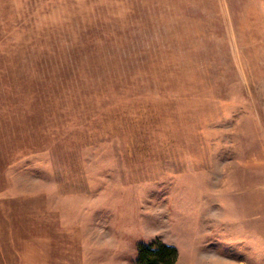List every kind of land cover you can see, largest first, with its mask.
Listing matches in <instances>:
<instances>
[{"label": "rangeland", "instance_id": "1", "mask_svg": "<svg viewBox=\"0 0 264 264\" xmlns=\"http://www.w3.org/2000/svg\"><path fill=\"white\" fill-rule=\"evenodd\" d=\"M264 264V0H0V264Z\"/></svg>", "mask_w": 264, "mask_h": 264}, {"label": "trees", "instance_id": "2", "mask_svg": "<svg viewBox=\"0 0 264 264\" xmlns=\"http://www.w3.org/2000/svg\"><path fill=\"white\" fill-rule=\"evenodd\" d=\"M176 246L159 240L137 244L136 264H176Z\"/></svg>", "mask_w": 264, "mask_h": 264}]
</instances>
